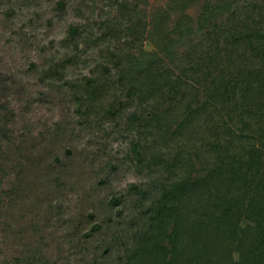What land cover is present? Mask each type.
I'll list each match as a JSON object with an SVG mask.
<instances>
[{"label": "trees", "instance_id": "obj_1", "mask_svg": "<svg viewBox=\"0 0 264 264\" xmlns=\"http://www.w3.org/2000/svg\"><path fill=\"white\" fill-rule=\"evenodd\" d=\"M48 1L74 19L38 93L119 127L125 159L75 166L62 119L15 129L33 93L0 70V264H264V0ZM121 162L139 177L63 219L72 177L98 190Z\"/></svg>", "mask_w": 264, "mask_h": 264}, {"label": "rangeland", "instance_id": "obj_2", "mask_svg": "<svg viewBox=\"0 0 264 264\" xmlns=\"http://www.w3.org/2000/svg\"><path fill=\"white\" fill-rule=\"evenodd\" d=\"M153 1L163 3L161 0ZM107 2L108 0H87V3L91 5V10L95 9V12H99L98 9L105 7ZM73 19L74 15L70 10L62 19L55 16L48 0H0V70L13 74L16 81H21L29 88L30 93H33L31 96L22 97L21 100L25 101L29 97V100L34 101L31 105L23 107L22 101L19 98L15 99L14 108L17 117L14 127L21 130L29 127L35 132L42 128L48 129L54 121L62 119L70 123L71 126L62 141L63 146L70 150L71 153L68 157L73 158L75 166L76 162H82L80 153L90 155L91 151H98L97 154L100 155L102 164L106 160L117 164L116 161L125 159L124 151L127 147V142L123 141V133L118 132L119 127L114 130L107 125L101 127L85 123L79 125L78 114L75 113L74 106L70 102L64 99L59 102L48 100L42 96L43 93H38L40 89L46 91V88L41 87L43 85L37 84L40 62L44 56H51L52 53H57V50L62 51L57 40L64 34L65 23ZM143 47L151 48L146 41L143 43ZM42 48L45 52H42ZM89 54L91 52L84 58L89 59ZM55 56H59V53ZM79 67L81 70H70L69 77L78 76L80 71L84 74L87 73L86 66L80 65ZM57 145L56 152L62 159H65L64 157L67 155L60 148L61 146ZM121 163L115 172L112 170V173L109 174L111 182L109 180L108 185L106 184L98 190L93 189L94 183L91 184L88 177L90 175L87 174L88 170L85 172L86 176L84 175L81 179L76 176L72 177L70 180L72 187L69 188L65 196L62 195L58 200L62 205V210L65 211L63 219L79 208L91 210L97 207L95 201L100 196L105 197L115 188L122 189L127 182L139 177L135 175L132 167L125 166L130 165L129 162ZM140 176L142 177V175Z\"/></svg>", "mask_w": 264, "mask_h": 264}]
</instances>
